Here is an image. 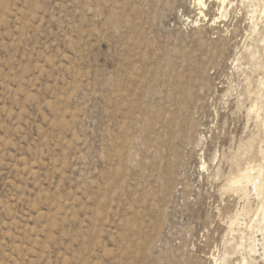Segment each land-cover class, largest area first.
<instances>
[{
  "label": "rangeland",
  "instance_id": "374dc122",
  "mask_svg": "<svg viewBox=\"0 0 264 264\" xmlns=\"http://www.w3.org/2000/svg\"><path fill=\"white\" fill-rule=\"evenodd\" d=\"M198 1L0 0V264H264V0Z\"/></svg>",
  "mask_w": 264,
  "mask_h": 264
},
{
  "label": "bare ground",
  "instance_id": "6f19581e",
  "mask_svg": "<svg viewBox=\"0 0 264 264\" xmlns=\"http://www.w3.org/2000/svg\"><path fill=\"white\" fill-rule=\"evenodd\" d=\"M218 2H219V4H221V5H223L224 4V2H225V0H217ZM217 3V2H216ZM198 4H199V6H202L203 5V1L202 0H199L198 1ZM223 9V8H222ZM253 57V56H252ZM255 57V56H254ZM254 59V58H253ZM262 82V81H261ZM263 84V83H262ZM247 170V169H246ZM255 174V173H254ZM253 174V175H254ZM253 176H252V174H250L249 172H245L244 171V173L242 172V174L241 175H239L238 176V178H237V180L235 181V183H244V182H249V181H251V179L253 180V178H252ZM255 177V176H254ZM256 179H258V178H256ZM259 180V179H258ZM259 181H261V180H259ZM234 184V183H233ZM259 187V186H258ZM263 189V188H262ZM258 192V191H257ZM261 192V191H260ZM257 195V194H256ZM260 196V195H259ZM258 196V197H259ZM249 246V245H248ZM248 251V250H247ZM264 257V256H263ZM264 261V260H263Z\"/></svg>",
  "mask_w": 264,
  "mask_h": 264
}]
</instances>
